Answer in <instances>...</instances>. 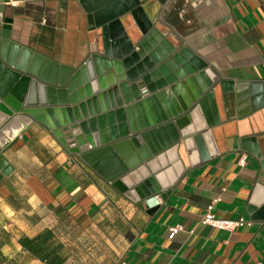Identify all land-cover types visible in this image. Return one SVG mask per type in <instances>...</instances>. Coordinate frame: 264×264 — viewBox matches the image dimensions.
<instances>
[{
    "label": "crops",
    "instance_id": "1",
    "mask_svg": "<svg viewBox=\"0 0 264 264\" xmlns=\"http://www.w3.org/2000/svg\"><path fill=\"white\" fill-rule=\"evenodd\" d=\"M141 1L145 20L151 15L175 46L207 64L214 85L233 82L234 116L220 123L218 137L226 150L185 167L165 197L162 191L141 206L68 151L47 125L18 116L24 127L1 151L12 172L0 179V264H48L20 244L45 228L62 244V264H264V195L257 188L264 158V0ZM4 16L12 18V41L73 71L91 54V37L97 46L104 40L81 0H26L6 5ZM122 20L133 37L136 27ZM217 93L226 113V92ZM247 134L256 137L261 158L235 148ZM218 197L217 218L250 224L231 231L202 224Z\"/></svg>",
    "mask_w": 264,
    "mask_h": 264
},
{
    "label": "water",
    "instance_id": "2",
    "mask_svg": "<svg viewBox=\"0 0 264 264\" xmlns=\"http://www.w3.org/2000/svg\"><path fill=\"white\" fill-rule=\"evenodd\" d=\"M81 3L93 15L88 16L91 27L93 22L98 25L104 40L97 46L91 37L85 62L75 71L61 66L66 72L58 80V63L10 39L12 18L4 16L6 5L0 0V179L12 172L1 151L23 129L20 116L25 122L34 119L47 125L68 151L142 206L162 191L165 197L185 167L226 150L218 137L220 123L234 116L229 107L233 82L223 79L209 89H194L198 75L180 56L190 53L191 62L200 58L175 46L163 24L152 28L141 0ZM122 17L136 27L130 32L133 37ZM152 36L158 40L152 43ZM219 88L226 92V113L217 104ZM250 135L235 148L261 158L257 139ZM261 169L257 188L264 195V158Z\"/></svg>",
    "mask_w": 264,
    "mask_h": 264
},
{
    "label": "trees",
    "instance_id": "3",
    "mask_svg": "<svg viewBox=\"0 0 264 264\" xmlns=\"http://www.w3.org/2000/svg\"><path fill=\"white\" fill-rule=\"evenodd\" d=\"M20 244L36 258L48 264H62L63 262V258L58 254L62 244L53 238V233L48 228L32 238H20Z\"/></svg>",
    "mask_w": 264,
    "mask_h": 264
},
{
    "label": "bare ground",
    "instance_id": "4",
    "mask_svg": "<svg viewBox=\"0 0 264 264\" xmlns=\"http://www.w3.org/2000/svg\"><path fill=\"white\" fill-rule=\"evenodd\" d=\"M145 11V10H144ZM148 22L149 23H151V27L153 28L154 27V19L152 18V16L150 15L149 16V20H148ZM156 35L157 36H161V32L160 31H156ZM157 36H152L151 37V40H152V43L153 42H156L157 40H158V37ZM152 43H150V42H148V46L150 47L151 46V48L153 47L154 48V46H152ZM169 44L171 45V42L169 41ZM187 55L185 56V55H181L180 56V60H181V62L182 63H187L188 62V65H187V67L189 68V70L191 71V72H193V74H197L198 75V78H199V80H197L196 81V83H194V89H197L196 88V86H198V88L199 89H201L202 87H204V88H210V86H213L214 85V82L216 81V79H215V74L212 72V71H210V72H208L207 71V66H205L204 64V62H201L200 60L198 61V60H194L193 62H190L189 63V61H186V58H190V59H192V57H190V53H186ZM156 57H158L159 56V54H157L156 53V55H155ZM192 63V64H191ZM193 64H194V66H193ZM154 65V64H153ZM202 68H205V70L204 71H202V70H199L198 71V69H202ZM65 72H66V69L65 68H61V67H59V69H58V71H57V74H58V80H63V78H64V74H65ZM188 73V71H185V73ZM209 76V77H206V76ZM60 76V77H59ZM190 88H191V86H190ZM203 91V90H202ZM119 93H120V96H121V92L119 91ZM139 94L141 95L142 94V91H141V89H139ZM166 131V130H165ZM166 133H167V131H166ZM166 135H169V134H166ZM162 138H163V136H162ZM156 144H158V145H160V140H157L156 141ZM154 145L155 144H153V148H156V147H154ZM157 181V180H156Z\"/></svg>",
    "mask_w": 264,
    "mask_h": 264
},
{
    "label": "built area",
    "instance_id": "5",
    "mask_svg": "<svg viewBox=\"0 0 264 264\" xmlns=\"http://www.w3.org/2000/svg\"><path fill=\"white\" fill-rule=\"evenodd\" d=\"M26 0H4V4L5 5H11V6H16L18 5L20 2H24ZM244 157L239 161V163L242 165L243 161H244ZM219 197L215 198L212 200V202L206 207V210L204 212V214L201 217L200 222L202 224H206L212 227H216L219 229H224V230H228L231 231L234 228L238 227V226H242V225H248L250 224V221L248 220H244L243 218H239V219H221V218H217L213 212V207L214 204L219 201ZM177 230V228H172V232H175Z\"/></svg>",
    "mask_w": 264,
    "mask_h": 264
}]
</instances>
